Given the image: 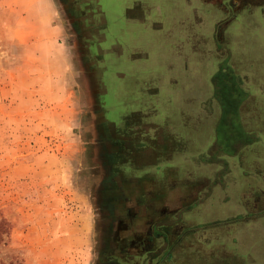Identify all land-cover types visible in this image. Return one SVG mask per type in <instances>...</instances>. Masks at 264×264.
Segmentation results:
<instances>
[{
	"label": "rangeland",
	"instance_id": "obj_1",
	"mask_svg": "<svg viewBox=\"0 0 264 264\" xmlns=\"http://www.w3.org/2000/svg\"><path fill=\"white\" fill-rule=\"evenodd\" d=\"M96 1L123 43L98 33L89 55L59 0H0V264H98L111 167L167 229L169 262L264 264L260 0H231L252 5L231 28L185 0Z\"/></svg>",
	"mask_w": 264,
	"mask_h": 264
},
{
	"label": "flooded vegetation",
	"instance_id": "obj_2",
	"mask_svg": "<svg viewBox=\"0 0 264 264\" xmlns=\"http://www.w3.org/2000/svg\"><path fill=\"white\" fill-rule=\"evenodd\" d=\"M136 0L135 2H137ZM143 1V0H140ZM178 5H181L183 0H171ZM62 8L66 14L67 20L72 24L75 32L77 33V38H81L84 35L85 49L84 52L89 55L91 51L95 52L92 42L94 37H98V33H106L107 40L103 41L108 44V40L113 39V42L117 47H121V37L119 34L120 24L119 19L116 17L117 10L116 6L111 4L107 6V17L108 26H100L99 22L102 17L103 12L98 10L96 5L98 1L96 0H59ZM147 4V1H145ZM134 3V2H133ZM187 7L189 6L191 10V15L194 19L198 14H202L203 17L210 21L215 18V14L219 13L227 19V26L232 27L233 20L236 18H241L243 14L249 13V8H251V3H243L241 6L234 8L231 5V0H223L222 6H216L212 0H203L199 4H192L190 0H185L184 2ZM190 3V4H189ZM100 3H98L99 5ZM260 7H264V0H260ZM182 6V5H181ZM81 8L79 12L82 15H86L84 18L85 26L80 33L78 32V18L80 16L77 13V9ZM138 6L134 3L133 8ZM128 8V7H127ZM149 8V6H148ZM188 9V8H187ZM111 14L113 17H111ZM120 17V16H119ZM91 23H96L97 32H91ZM95 27V26H94ZM225 28V34L227 33ZM81 28V27H80ZM210 38L213 36L207 33ZM226 35H229L226 34ZM81 36V37H80ZM96 42V41H94ZM125 162V161H123ZM112 163V161H110ZM130 172H137V168L134 165L121 164V167ZM113 171L112 177L105 178L103 186L99 189V197L102 201L100 205V211L102 213V235H101V248L98 257V264H170L173 260L169 262V248H168V231H164L163 224H159L158 220H155V215L148 208L139 205L135 198L130 197L129 194L118 193L117 189L119 182H130L129 178H124L120 176V172ZM140 172V171H139ZM149 172L145 171V174ZM159 173V172H158ZM156 172V179H159L161 183L164 182L166 171H164V176L161 178ZM144 174V172L142 173ZM151 174H153L151 172ZM116 186L115 187H113ZM117 189V190H116ZM118 194L116 197L115 195ZM148 194V193H147ZM124 198V201L122 200ZM112 199L114 203L110 200ZM119 199L121 201H119ZM119 201L120 203H118ZM117 202V203H116ZM168 209V205L161 207V212ZM144 214V216H142ZM226 247V246H225ZM221 250V249H219ZM216 251V250H213ZM174 264V263H172ZM180 264V263H179Z\"/></svg>",
	"mask_w": 264,
	"mask_h": 264
}]
</instances>
